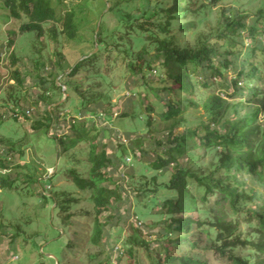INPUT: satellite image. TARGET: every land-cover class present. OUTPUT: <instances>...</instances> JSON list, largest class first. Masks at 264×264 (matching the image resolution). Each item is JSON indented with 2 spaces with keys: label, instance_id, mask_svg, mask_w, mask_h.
I'll return each instance as SVG.
<instances>
[{
  "label": "trees",
  "instance_id": "obj_1",
  "mask_svg": "<svg viewBox=\"0 0 264 264\" xmlns=\"http://www.w3.org/2000/svg\"><path fill=\"white\" fill-rule=\"evenodd\" d=\"M2 1L6 14L22 33L34 32L41 38L46 32L45 24L61 21L60 35L64 40L79 44L87 41L81 35L82 27L74 10L60 19L51 0ZM147 1L140 11L123 13L119 19L123 36L136 45H144L134 52L130 43L121 52L125 54L129 73L143 83L144 92L153 94L164 109L159 113L165 124L161 137L155 135L148 115L153 106L144 105L141 98L152 139L133 135L126 140L128 144L115 129L100 121L96 123L93 116L99 117L103 111L89 108L93 100L87 105L85 101L89 115L72 118L69 133L56 140L62 153L77 144L87 145L86 173L70 168L65 170V177L79 191L89 193L92 209H79L75 199H59L55 192L48 196L35 183L34 193L37 189L45 203L55 205L48 223L52 237L46 241L51 242L43 252L53 254L56 264H84L89 246L108 251L106 230L113 222L120 226L124 217L119 211H128L122 203L126 180L121 175L130 150L146 171L159 175L170 171V178L168 182L157 183L146 179L145 174L138 180L132 174L127 175L135 200L145 199L148 203L149 209L140 214L157 218L147 229L130 225L123 243L127 256L134 258V252L140 249L149 264H210L206 260V252H210L219 264H264V0L251 22H247L245 14L224 10L217 32L203 35L195 47L179 45L177 36L194 31L205 17L207 7L224 0ZM188 16L193 19L186 21ZM49 32L56 37L54 28ZM95 37L88 42L108 49L122 47L108 41L103 26ZM13 42L10 40L9 44ZM10 57L13 63L17 61L14 54ZM83 57L86 58L80 60ZM96 57L92 51L84 53L68 67V76H75L87 64L95 63ZM57 65L62 68L58 62ZM157 71H163L162 75L152 77ZM14 73L22 84L21 73L16 69ZM196 75L205 76L198 79ZM50 77L53 88L61 89L55 82L56 75ZM38 78L46 91L45 97L39 98L51 105L46 100L51 99L45 86L46 77L38 75ZM216 82L224 88L223 93L205 94ZM186 107L192 110L201 107L206 119H201L194 128L188 127ZM57 109L45 110V115L33 122L34 129L48 130L56 120ZM19 114L15 110L11 116ZM2 116L0 113V120ZM128 116L135 118L127 111L120 117ZM181 125H185L184 131L176 134ZM150 155L153 157L149 158ZM2 168L8 169L6 160ZM57 173L48 179L53 180ZM31 179L33 176L25 174L22 181ZM17 182L9 174L0 179V186L15 189ZM58 224L62 232L57 230ZM3 228L0 225V232ZM153 235L154 239L146 238ZM43 252L40 257H46ZM98 264H110V257Z\"/></svg>",
  "mask_w": 264,
  "mask_h": 264
},
{
  "label": "rangeland",
  "instance_id": "obj_2",
  "mask_svg": "<svg viewBox=\"0 0 264 264\" xmlns=\"http://www.w3.org/2000/svg\"><path fill=\"white\" fill-rule=\"evenodd\" d=\"M51 3L60 19L67 11L76 12V20L82 27L81 35L85 37L86 42L79 44L64 40L60 35L63 29L61 21L45 24L46 32L41 38H38L34 32L22 33L6 14L4 3L0 0V113L3 114L0 120V179L9 174L12 179H18L15 189H4L0 186V225L5 227L0 232V264H56L52 260L53 254L43 252L44 247L51 242L46 241L52 237L48 223H51L55 205L50 202L45 203L42 196L37 193V189L34 193L35 183L36 187L46 191L45 194L48 196L54 195L55 192L58 193L59 199H75L79 209H92L88 200L89 193L79 191L65 177V170L70 168H75L82 174L86 173L87 145L77 144L69 152L62 153V148L58 147L56 140L57 137L69 133V121L72 118L89 115L84 106L85 101L87 105L93 100L89 108L99 113L103 111L104 116L103 114H99V117L93 116L95 122L100 121L102 125L118 131L119 137L125 139L124 142L133 135L149 137L146 110L145 106L142 107L141 99L144 105L150 103L153 106V111L148 115L156 129L155 135L161 137L163 132L161 130L165 126L159 116L164 109L160 107L158 99L153 94L144 92L143 83L129 73L124 60L125 54L122 53V50L129 48L130 43H132L130 46L134 47V52L144 44L136 45L129 41L127 36H123L120 16L134 9L140 11L148 1L51 0ZM261 5V0H224L217 6H208L205 17L197 28L185 35H178L177 42L181 46L195 47L203 35L217 32L219 18L224 10L229 13L236 12L237 15L245 14L248 16L247 22H251ZM191 19L193 17L188 16L186 21ZM101 26L108 41H114L122 46L121 48L108 49L98 46L96 49L95 45L88 42L92 37L95 38L97 28H99L98 33L100 32ZM53 28L56 31L55 38L49 32V29ZM241 38L246 42L245 37L241 36ZM10 40H14L12 45L9 44ZM89 51H92V55H97L96 62L84 66L77 75L68 76L70 74L68 67ZM11 54L17 59L15 63L12 62ZM57 62L62 68L58 67ZM15 69L21 73L19 76L23 79L22 84L17 81ZM65 69L66 73H63ZM162 73L163 71H157V74L154 72L152 77L158 78ZM50 74L56 75L55 82L61 89L53 88ZM38 75L46 77L45 86L51 93V99L46 97V100H50L51 105L39 98L41 95L44 96L46 91ZM196 76L201 79L205 75ZM148 77L151 78V75ZM205 91V94L223 93L224 88L216 82L215 86ZM55 107H59L54 112L56 120L50 124L48 130H35L33 122L45 115V110L52 111ZM15 110L20 114L12 117L11 113ZM125 111L135 115V118L131 116L121 118V114ZM185 111L188 127L194 128L201 119H206L201 107L194 110L186 107ZM184 128L185 125L178 126L175 133L183 132ZM148 149L150 153L153 152V149ZM131 152L129 150V155L125 157L126 164L121 175L126 180L123 183L126 192L123 194L122 203L123 207L128 209V211H119L123 214L124 221L120 226L113 222L114 224L112 223L106 230L110 243L108 251L89 246L83 258L84 264H98L107 256L110 257V264H149L143 250L135 251L133 258L126 255L127 248L123 245L132 223L147 229L148 224L157 220L155 216L140 214V211L149 209L148 203L145 199H141L140 202L135 200L133 190L128 187L130 178L127 175L132 174L138 180L141 174H145L148 180L165 183L170 178V171L163 175L146 171L143 164L134 160ZM151 157L153 155L149 158ZM3 160L7 161L8 169L2 168ZM56 173L57 176L53 180L48 179ZM25 174L33 176L35 181L33 179L22 181ZM58 225L57 230L62 232L60 224ZM146 238L154 239L155 236ZM40 252L46 257H40ZM206 260L210 264L220 263L210 252H206Z\"/></svg>",
  "mask_w": 264,
  "mask_h": 264
},
{
  "label": "water",
  "instance_id": "obj_3",
  "mask_svg": "<svg viewBox=\"0 0 264 264\" xmlns=\"http://www.w3.org/2000/svg\"><path fill=\"white\" fill-rule=\"evenodd\" d=\"M98 27H99V25H98ZM98 29L99 28H97V30H96V34H97V32H98ZM95 39H96V37H95ZM95 48L96 49H98V44H95ZM86 57H83L82 59H80V60H83V59H85ZM53 257H55L54 255H52Z\"/></svg>",
  "mask_w": 264,
  "mask_h": 264
},
{
  "label": "built area",
  "instance_id": "obj_4",
  "mask_svg": "<svg viewBox=\"0 0 264 264\" xmlns=\"http://www.w3.org/2000/svg\"><path fill=\"white\" fill-rule=\"evenodd\" d=\"M16 116H18V115H16Z\"/></svg>",
  "mask_w": 264,
  "mask_h": 264
}]
</instances>
